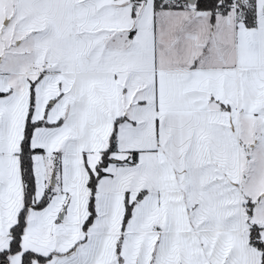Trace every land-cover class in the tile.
<instances>
[{
  "label": "snow or ice",
  "instance_id": "snow-or-ice-1",
  "mask_svg": "<svg viewBox=\"0 0 264 264\" xmlns=\"http://www.w3.org/2000/svg\"><path fill=\"white\" fill-rule=\"evenodd\" d=\"M0 264H264V0H0Z\"/></svg>",
  "mask_w": 264,
  "mask_h": 264
}]
</instances>
